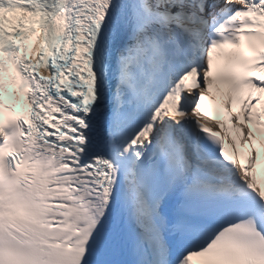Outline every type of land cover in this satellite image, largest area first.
<instances>
[{
    "label": "snow or ice",
    "instance_id": "1",
    "mask_svg": "<svg viewBox=\"0 0 264 264\" xmlns=\"http://www.w3.org/2000/svg\"><path fill=\"white\" fill-rule=\"evenodd\" d=\"M259 163L264 0H0V264H264Z\"/></svg>",
    "mask_w": 264,
    "mask_h": 264
},
{
    "label": "bare ground",
    "instance_id": "2",
    "mask_svg": "<svg viewBox=\"0 0 264 264\" xmlns=\"http://www.w3.org/2000/svg\"><path fill=\"white\" fill-rule=\"evenodd\" d=\"M257 176H258V182L262 187H264V163H259L257 165ZM263 177V178H262Z\"/></svg>",
    "mask_w": 264,
    "mask_h": 264
}]
</instances>
